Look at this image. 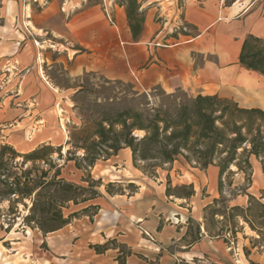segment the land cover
Here are the masks:
<instances>
[{
    "label": "crops",
    "instance_id": "1",
    "mask_svg": "<svg viewBox=\"0 0 264 264\" xmlns=\"http://www.w3.org/2000/svg\"><path fill=\"white\" fill-rule=\"evenodd\" d=\"M139 2L146 8V20L135 40L125 8L117 0L0 1V128L6 133L0 144L23 152L43 144L63 146L69 135L62 112L79 123L70 116L76 90L45 78L43 62L49 68L61 63L71 77L96 72L125 79L133 74L144 89L161 87L167 93L183 89L191 97L218 94L264 111V74L240 63L246 37L264 38V0H235L231 5L225 0ZM105 11L113 14L116 26ZM159 17L165 21L158 22ZM175 25L190 30L174 37L168 28ZM47 35L65 44L48 40ZM162 38L166 43L159 41ZM120 155L136 190L109 193L106 186L100 188V195L73 210L97 206L92 219L83 214L43 235L48 253L35 264H177L202 257L215 264L231 262L227 236L210 235L201 222L204 208L219 196L217 164L192 168L200 174L189 171L193 178L188 183L195 193L186 198L167 194L166 176L152 178L134 167L129 148L121 149ZM97 169L118 177L110 169ZM201 189H206L205 196ZM190 217L203 229L202 239L193 245L183 240ZM121 247L130 254L120 253ZM241 252L249 264L255 261ZM235 261L239 264L240 258Z\"/></svg>",
    "mask_w": 264,
    "mask_h": 264
},
{
    "label": "trees",
    "instance_id": "2",
    "mask_svg": "<svg viewBox=\"0 0 264 264\" xmlns=\"http://www.w3.org/2000/svg\"><path fill=\"white\" fill-rule=\"evenodd\" d=\"M234 1L225 0V4L231 5ZM119 4L125 8L133 38L139 39L145 27V10L139 0H120ZM240 63L247 69L264 74V38L254 35L246 37ZM81 90L79 89L76 94ZM138 93L137 90L133 91L134 95ZM169 96L173 97L174 94ZM152 111H144L136 106L112 108V111L102 109L91 124L77 128L76 134H70L67 144L85 151L83 159L87 161L88 166H93L101 157H110L123 147H129L135 164L137 161L153 160L154 165L159 167L174 161L178 155L188 150L192 139L206 144L205 149L197 151L204 159V168L214 164L218 153H226L224 165L234 163L239 149L243 148V152L248 151L245 148L248 144H251L249 150L251 154L264 155V126L256 122L257 116L264 119V111L259 108L242 107L235 100L218 94H199L196 97L187 96L184 102L176 104L173 108H155ZM138 130H144L146 134L142 137L136 136L135 132ZM62 147L43 144L29 152H21L9 143L0 144V200L8 199L19 203L30 198L32 206L24 220L28 225L37 221L44 234L61 229L73 218L89 214L88 209H94L92 215L97 209V206L90 205L66 215L62 210L64 203L75 201L80 195H83L80 202L92 200L100 195L99 190H95L94 194H85L93 189L95 183L93 180L92 183L82 179L87 185L78 184L62 177L59 166H55L56 170L51 174L49 169L37 164L50 162V156L55 152H61ZM18 158H23V161H16ZM29 162L32 163L31 166L25 167ZM77 165L80 166L78 163ZM218 166L220 192L224 166ZM108 187L107 185L106 189L110 192ZM184 188L189 186L173 187L169 181L167 194L191 198L195 193L193 185L186 194L178 193V190ZM216 201L218 202V199L215 198L214 202ZM254 204L262 209L261 215L264 217V203L252 195L247 208L232 207L233 210L245 212V219L251 227L254 223L248 217L249 214L254 215L252 213ZM192 221V218H189V224ZM201 224L197 222L195 229L188 227L183 237L188 245L202 239ZM262 224L264 225V220ZM205 228L208 232L206 225ZM95 248L100 251L99 246ZM121 249L123 255L130 254L122 247Z\"/></svg>",
    "mask_w": 264,
    "mask_h": 264
},
{
    "label": "rangeland",
    "instance_id": "3",
    "mask_svg": "<svg viewBox=\"0 0 264 264\" xmlns=\"http://www.w3.org/2000/svg\"><path fill=\"white\" fill-rule=\"evenodd\" d=\"M117 1L118 3L120 2V0ZM142 8L146 13V8ZM105 13L110 24L116 26L117 22L113 14L106 11ZM162 21H165L164 17H159L158 22ZM23 26L29 32V29L24 23ZM168 30L172 36L178 37L179 33H188L190 28L175 25L168 28ZM47 38L48 40L57 41L60 45L65 44L61 40H54L50 35H47ZM159 41L166 43V38L159 39ZM33 42L34 44H39L34 40ZM53 56L55 57V54ZM42 74L48 80H52L62 87H73L76 92L82 89L77 94L74 92L72 96L73 114L71 115L70 113V116L77 118L79 123H73L74 119L68 120L65 113L62 112V123L69 136L70 134H76L78 132L77 128L91 124L93 118L97 117L102 109L112 111V108L136 106L144 111L153 112L152 109L155 108H173L176 104L184 102L187 96H189L183 89H177L175 92H172L174 94L173 97L169 96L172 93L165 92L161 87L144 89L139 79L133 74L132 77L125 79H109L96 72H86L81 76L71 77L67 74V71L61 63H56L52 68H49L47 63L43 62ZM0 81L2 82L3 78ZM134 90H137L139 93L134 95ZM144 93L145 95H142ZM256 119L257 124L264 126V119H261L259 116ZM5 134L0 128V138L1 136H5ZM145 134L146 132L144 130L135 132V135L139 137ZM205 146V143L192 139L190 148L185 150L183 154L178 155L170 163L158 167L154 165L155 161L153 160L137 161L136 164L133 161V166L146 176L152 178L159 175L166 176L167 183L170 181L172 186H179L180 182H182L181 185H188L189 188L178 190V193L186 194L191 190V184L188 182L193 178L192 176L189 179V171L199 173L198 170H192V168L205 169L203 167L204 159L197 153L198 149H205ZM245 148L248 151L243 152V148L239 149L236 161L228 165L223 164L226 153L216 154L214 164L224 166L221 191L216 198L218 202H214L213 199L211 201L212 204L210 203L211 206L204 210L201 216V222L207 226L210 235L215 236L219 234L220 236H227V241H229L231 247L230 255L232 257L231 262L227 264H236L235 260L238 257L240 258L239 264H249L242 256L241 249L244 250L247 258L250 256L251 260H255V263L250 261L251 264H264V225L262 224L264 217L261 215L262 209L254 204L252 211L254 215L251 216L249 214L248 217L250 220H253V227L246 221L244 211L232 209L234 206L247 208L249 206L250 195L254 196L261 203H264V155L256 156L251 154L249 151L251 144H248ZM16 149L23 152L20 148L16 147ZM129 149L131 150V148ZM118 153L110 157L106 156V158L101 157L96 160L93 166H88L87 161L83 159L85 155L84 150L74 148L72 144H63L61 152H55L50 156V162H38L37 164L49 169L51 174L56 170L55 166H59L62 171V177L71 182L87 185V182H82V179H86L92 183L95 181L93 189L87 193L85 192L87 195L94 194L95 190L98 191L107 185L109 186V193L122 192L125 189L127 192H133L137 186L132 181H129L133 177H130V172L124 169L126 164L122 160L123 157L121 155L117 157ZM69 158L71 159L69 160ZM16 161L22 162L23 158H18ZM31 164L29 162L25 167L31 166ZM97 168L110 169L118 177L110 178L109 174L102 175ZM171 170H173V178L170 175ZM201 174L203 175V173ZM185 175L187 176L185 177ZM169 176L171 180L168 178ZM201 193L205 196L206 189H201ZM82 198L83 195H80L75 201L64 203L62 209L64 213L68 215L75 208L83 205L85 202H80ZM31 206L32 200L30 198H26L19 203L8 199L0 200V264H35L37 258L48 253L47 250L49 248L47 243L41 241L43 235L46 236L47 234H44L40 230L37 221H33L28 225L24 220L29 214ZM93 210L88 209L91 219ZM192 220V223L188 224V227L191 226L195 229L197 221L193 218ZM150 242H153V240L150 239ZM109 245L117 244L115 242H109ZM99 249L101 250V247ZM120 253L123 254L122 249H120ZM177 264L215 263L207 257H202L194 261L192 260V263L181 260Z\"/></svg>",
    "mask_w": 264,
    "mask_h": 264
}]
</instances>
